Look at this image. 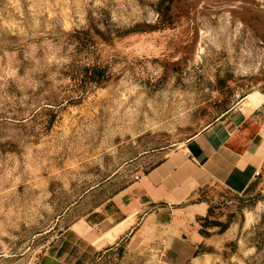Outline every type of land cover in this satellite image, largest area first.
<instances>
[{
  "label": "rangeland",
  "instance_id": "374dc122",
  "mask_svg": "<svg viewBox=\"0 0 264 264\" xmlns=\"http://www.w3.org/2000/svg\"><path fill=\"white\" fill-rule=\"evenodd\" d=\"M157 9L170 25L148 31ZM101 11L114 30L139 31L98 44L109 81L80 95L59 74L65 33ZM243 107L253 135L264 127V0H0V264H171L155 229L135 227L109 252L66 229L87 239L74 223L92 224L164 152ZM194 201L210 206L212 232L188 264H264V164L244 193L214 184Z\"/></svg>",
  "mask_w": 264,
  "mask_h": 264
},
{
  "label": "crops",
  "instance_id": "0c3cea01",
  "mask_svg": "<svg viewBox=\"0 0 264 264\" xmlns=\"http://www.w3.org/2000/svg\"><path fill=\"white\" fill-rule=\"evenodd\" d=\"M242 107V106H241ZM252 110L245 107L229 111L223 121H216L186 140L180 148L164 152L160 162L136 182L111 195L99 209L93 210L96 219L90 226L88 238L111 231L132 217L129 226L116 230V239L106 243L104 252L116 250L135 227L136 236L146 231L155 233L153 242L164 250L171 264H188L209 238L200 235V223L208 217V204L194 201L198 192L210 185H221L235 194L244 193L256 179L255 170L264 164V127L241 128ZM239 127V128H238ZM251 137V138H250ZM117 216V217H114ZM73 225V224H72ZM66 229V236L90 245V240ZM206 232H212L208 228ZM99 233V234H97ZM131 241V239H130ZM65 242H62L59 249ZM58 249V250H59ZM57 250V251H58Z\"/></svg>",
  "mask_w": 264,
  "mask_h": 264
},
{
  "label": "trees",
  "instance_id": "16d2710c",
  "mask_svg": "<svg viewBox=\"0 0 264 264\" xmlns=\"http://www.w3.org/2000/svg\"><path fill=\"white\" fill-rule=\"evenodd\" d=\"M163 2H159L158 7ZM169 7L165 8V11ZM158 20L154 25L147 27L148 31L155 29H162L170 25V21L159 20L161 10H156ZM139 31L137 28L120 32L114 30L112 25L107 20L104 12H96L95 14L88 13L86 17V24L79 29H73L65 33V51H67V60L60 66V76L68 80L70 88L77 91L78 94H84L92 88L102 87L109 81V74L107 67L99 62L94 57L98 44H111L114 40L128 35L129 33ZM201 191V190H200ZM199 191V192H200ZM198 192V193H199ZM206 203L205 201H199ZM207 204V203H206ZM209 206V205H208ZM211 212L210 206L208 208V217ZM208 217L202 220L200 224V235L207 237L208 233L205 231V225L208 222ZM211 228H219V233H223L227 229V224L218 221H211L209 226ZM63 251V246L57 251L56 257H59ZM44 264H53L45 261ZM74 264H78L75 262Z\"/></svg>",
  "mask_w": 264,
  "mask_h": 264
},
{
  "label": "bare ground",
  "instance_id": "6f19581e",
  "mask_svg": "<svg viewBox=\"0 0 264 264\" xmlns=\"http://www.w3.org/2000/svg\"><path fill=\"white\" fill-rule=\"evenodd\" d=\"M251 220L250 215L247 214L246 217V224L249 223ZM132 223V217H129L126 221L118 224L114 229H112L109 232H106L102 235H99L98 237L95 238H89L90 240V245L91 247L95 249H100L102 248L106 243H112L116 239V230L122 227L123 225L129 226ZM146 229V226H145ZM144 229V230H145Z\"/></svg>",
  "mask_w": 264,
  "mask_h": 264
},
{
  "label": "built area",
  "instance_id": "2783aa9c",
  "mask_svg": "<svg viewBox=\"0 0 264 264\" xmlns=\"http://www.w3.org/2000/svg\"><path fill=\"white\" fill-rule=\"evenodd\" d=\"M259 175H260V170H255L253 173V177L256 179L259 177Z\"/></svg>",
  "mask_w": 264,
  "mask_h": 264
}]
</instances>
